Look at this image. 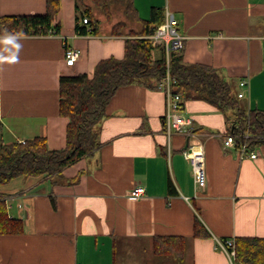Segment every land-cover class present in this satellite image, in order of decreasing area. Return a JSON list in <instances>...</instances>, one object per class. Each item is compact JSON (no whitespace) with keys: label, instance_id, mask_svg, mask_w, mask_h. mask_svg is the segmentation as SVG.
<instances>
[{"label":"crops","instance_id":"1","mask_svg":"<svg viewBox=\"0 0 264 264\" xmlns=\"http://www.w3.org/2000/svg\"><path fill=\"white\" fill-rule=\"evenodd\" d=\"M134 2L144 19L153 7L173 12L185 37L182 63L216 69L234 95L245 92L246 109L264 110V0ZM45 11L46 0H0V16ZM58 22L59 34L0 33L3 143L45 136L50 149L64 148L69 119L59 113L60 77H92L101 59L124 56L128 36L111 35L108 23L97 35L76 33L75 0H61ZM128 27L139 30L134 22ZM67 48L79 51L73 65L66 63ZM166 109L162 87L143 79L122 86L106 107L101 145L91 155L66 167L62 178L19 176L0 186L9 216L24 227L0 234V264H234L225 239L264 238V142L252 148L254 159L225 147L233 112L195 96L181 110L190 133L169 134ZM197 144L205 151L204 187L184 154ZM138 186L145 193L133 198ZM196 217L209 236L194 235ZM157 237L183 238L181 259L155 253Z\"/></svg>","mask_w":264,"mask_h":264},{"label":"trees","instance_id":"2","mask_svg":"<svg viewBox=\"0 0 264 264\" xmlns=\"http://www.w3.org/2000/svg\"><path fill=\"white\" fill-rule=\"evenodd\" d=\"M115 8L121 9V19L114 20ZM60 9L61 0H46L44 13L2 15L0 33L15 36L59 34L61 24L55 23V20ZM99 11L111 25V35L128 36L124 56L120 59L113 56L101 59L92 77L87 73L60 77L59 113L69 119L66 146L50 149L45 136L21 142L0 141V186L19 176L62 178L66 167L91 155L101 145L98 125L106 116V107L118 88L138 79L159 87L165 78L168 69L165 51L147 38L164 21L165 11L153 7L150 18L144 19L134 0H75L76 33L99 34L102 24L96 14ZM84 18H88L87 23L83 22ZM129 21L137 23L139 30L126 31ZM159 48L161 54L155 57V50ZM182 52L183 49L172 53L169 60L173 92L181 94L182 106L192 96L203 98L223 112H233L231 134L236 135L238 145L247 142L255 148L263 143L264 110L246 109L240 98L233 94L230 82L216 69L201 63L184 64L181 61ZM246 134L249 137H245ZM78 179L79 175L73 181ZM168 191L176 193L172 180L168 182ZM23 230L22 220L9 216L5 198L0 193V234H19ZM194 235L209 236L197 217ZM234 241V264H264V238L238 236ZM183 244L184 239L180 237H157L154 251L180 260Z\"/></svg>","mask_w":264,"mask_h":264},{"label":"built area","instance_id":"3","mask_svg":"<svg viewBox=\"0 0 264 264\" xmlns=\"http://www.w3.org/2000/svg\"><path fill=\"white\" fill-rule=\"evenodd\" d=\"M84 23L88 22V18L83 19ZM179 21L174 13L165 10L164 21L155 29V31L148 35L147 38L153 45L160 46L164 49L167 59V73L162 80L160 87H162L167 95V109L165 113V127L169 134L173 132L190 133L191 120L185 118L182 113V96L179 93L173 92V80L170 74L169 60L172 53L179 52L184 47V35L179 31ZM79 56V51L73 48H67L65 52V60L67 65H73ZM240 85L248 89V80L242 79ZM245 89V90H246ZM245 96V92L238 93V97ZM245 137H249L246 134ZM225 147H237L241 157L256 158L257 152L248 145L247 142L240 145L236 142V135L228 134L224 140ZM184 154L191 160L195 182L198 186L204 187L206 184L205 178V151L202 144L192 145L185 149ZM145 193V188L142 186L135 187L130 195L133 198H139ZM225 247L230 251L231 255L235 257V241L227 240Z\"/></svg>","mask_w":264,"mask_h":264},{"label":"rangeland","instance_id":"4","mask_svg":"<svg viewBox=\"0 0 264 264\" xmlns=\"http://www.w3.org/2000/svg\"><path fill=\"white\" fill-rule=\"evenodd\" d=\"M98 11V10H97ZM113 15H114V20H117V19H121L122 18V13H121V9L120 8H115L114 11H113ZM100 18H102V21L105 22V23H108V21L105 20V17L103 15V13L101 11H99V14L96 13ZM101 14V15H100ZM131 22V21H129ZM129 29V27L126 28V31Z\"/></svg>","mask_w":264,"mask_h":264}]
</instances>
